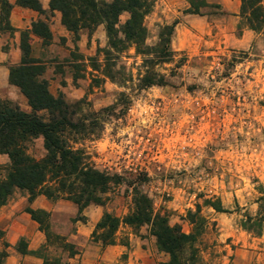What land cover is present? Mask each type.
<instances>
[{
    "label": "rangeland",
    "instance_id": "1",
    "mask_svg": "<svg viewBox=\"0 0 264 264\" xmlns=\"http://www.w3.org/2000/svg\"><path fill=\"white\" fill-rule=\"evenodd\" d=\"M12 1L13 9L20 10L11 11L12 29L5 22L0 26V59L13 45L18 51L5 65L8 70L19 65L21 41L30 38L32 56L47 67L44 78L50 92L70 104L84 102L78 116L99 124L100 137L77 148L86 151L96 169L122 177L123 183L112 187L104 207H88L78 222L74 204L44 197L29 203V196L16 190L0 210V256L8 254L2 263L44 264L37 254L17 251L22 240L30 252L46 243L27 208L49 214L52 235L62 238L48 250L51 260L169 263L170 256L159 249L148 226L123 223L133 213L139 191L170 226L198 234L201 264H264V28L255 32L249 27L242 0H206L210 8L201 15L187 13L190 0H150L154 7L145 18L147 46H157L164 28L177 23L171 44L174 61L155 67L168 84L151 88L142 85L148 57L134 47L109 61L113 77H108L110 48L104 26L76 36L65 28L61 14L51 11V0H38L44 15ZM128 18L124 14L122 24ZM38 22L51 31L48 47L32 33ZM3 79L0 71V84ZM0 100L31 111L15 86L0 89ZM29 154L37 160L45 157L42 139L29 145ZM9 164L7 156H0L3 176ZM106 214L122 221L112 246L98 241L97 226ZM63 241L76 248L75 258L63 251Z\"/></svg>",
    "mask_w": 264,
    "mask_h": 264
},
{
    "label": "trees",
    "instance_id": "2",
    "mask_svg": "<svg viewBox=\"0 0 264 264\" xmlns=\"http://www.w3.org/2000/svg\"><path fill=\"white\" fill-rule=\"evenodd\" d=\"M187 13L201 15L203 9L210 8L206 0H190ZM19 6L31 9L40 15L45 10L38 0H20ZM1 24L10 27V15L13 6L8 0H0ZM154 4L150 0H51L50 9L59 12L65 28L78 35L81 31L94 33L104 26L109 40L108 77H113L112 65L109 61L134 47L139 55L148 57L144 61L147 68L142 80L144 88L163 87L168 83L164 76L158 74L155 67L159 64H170L174 61L172 37L175 23L164 28L160 42L155 47L147 46L149 33L145 26V18L151 14ZM220 9V6H216ZM127 14L128 20L122 24L121 17ZM242 15L247 19L249 27L260 32L264 28V0H242ZM32 33L43 40L48 47L52 40L49 27L44 22L33 24ZM20 50L22 59L19 65L9 69V83L17 87L27 100L30 112L23 111L10 101L0 100V156L9 158L10 164L5 176L0 168V210L11 200L16 190L29 196V203L39 197L50 202L67 201L79 210L75 222L83 221L85 209L94 205L104 207L107 194L112 187L120 186L123 179L117 175L101 172L91 163L86 151L77 148L87 140L99 138V124L86 117H79L84 102L70 104L65 97H55L50 92L49 82L44 78L46 65L32 56L30 38L24 36ZM153 57V58H151ZM100 129V128H99ZM100 131V130H99ZM42 139L46 155L37 160L29 154V145ZM218 212L221 207L208 203ZM32 221L39 225L45 234L46 243L38 252H30L24 240L17 245L21 255L37 254L44 264H62L60 260H51L47 255L53 247L55 239L50 231L49 214L40 210L26 209ZM195 219L197 215H190ZM123 223L135 228L148 226L150 233L156 238L159 249L170 256L167 264H201L196 249L198 234L187 235L180 227L170 226L166 216L155 214L152 200L145 194L135 191L134 211ZM122 221L106 214L97 226L101 232L98 241L106 246L115 245V236ZM4 233L0 231V239ZM63 251L73 259L78 255L76 248L63 241ZM8 257L0 256V264Z\"/></svg>",
    "mask_w": 264,
    "mask_h": 264
},
{
    "label": "crops",
    "instance_id": "3",
    "mask_svg": "<svg viewBox=\"0 0 264 264\" xmlns=\"http://www.w3.org/2000/svg\"><path fill=\"white\" fill-rule=\"evenodd\" d=\"M12 4H14V2L12 0H9ZM18 10H20L19 8L17 7H14L13 9V14L16 13ZM15 27H19V25H16ZM4 36H2L0 34V40L3 39ZM18 51V48L15 47V46H11V50L9 51V53H4V52H1L2 56H1V59H0V71H2L3 75H4V79L2 80V84H0V89L2 88H7V87H10V83H9V70L8 68L6 67V63L8 62L9 60V57L10 55L13 53V52H17ZM15 63V61L12 62V64Z\"/></svg>",
    "mask_w": 264,
    "mask_h": 264
}]
</instances>
